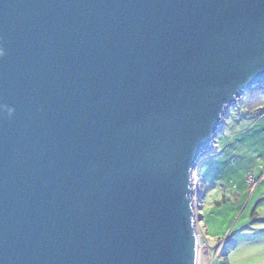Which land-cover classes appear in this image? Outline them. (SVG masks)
<instances>
[{
    "label": "water",
    "instance_id": "95a60500",
    "mask_svg": "<svg viewBox=\"0 0 264 264\" xmlns=\"http://www.w3.org/2000/svg\"><path fill=\"white\" fill-rule=\"evenodd\" d=\"M264 91V0H0V264H199L194 171Z\"/></svg>",
    "mask_w": 264,
    "mask_h": 264
},
{
    "label": "rangeland",
    "instance_id": "374dc122",
    "mask_svg": "<svg viewBox=\"0 0 264 264\" xmlns=\"http://www.w3.org/2000/svg\"><path fill=\"white\" fill-rule=\"evenodd\" d=\"M255 124L252 139L236 132ZM263 169L264 91H248L228 109L212 152L194 171L199 264H264ZM217 239L224 241L219 249Z\"/></svg>",
    "mask_w": 264,
    "mask_h": 264
},
{
    "label": "crops",
    "instance_id": "0c3cea01",
    "mask_svg": "<svg viewBox=\"0 0 264 264\" xmlns=\"http://www.w3.org/2000/svg\"><path fill=\"white\" fill-rule=\"evenodd\" d=\"M261 122H259L258 124H260ZM258 124H255L251 129H248V128H245V129H243V130H237L236 132H237V134H241L242 136H245V138L246 139H252V134L251 133H253L254 132V128H255V126L256 125H258ZM239 131V132H238ZM241 149V148H240ZM264 170V169H263ZM262 170V171H263ZM262 171L260 172V174H262ZM198 172V171H197ZM230 178L232 179V177H231V175H230ZM242 181H243V179H242Z\"/></svg>",
    "mask_w": 264,
    "mask_h": 264
},
{
    "label": "built area",
    "instance_id": "2783aa9c",
    "mask_svg": "<svg viewBox=\"0 0 264 264\" xmlns=\"http://www.w3.org/2000/svg\"><path fill=\"white\" fill-rule=\"evenodd\" d=\"M249 180H251V181H253L254 180V177H249ZM224 241H222V240H220V239H217L216 240V248H220L221 247V244L223 243ZM204 248H205V250L204 251H206V247L204 246ZM208 248V247H207ZM207 250H209V249H207ZM217 254V253H216Z\"/></svg>",
    "mask_w": 264,
    "mask_h": 264
},
{
    "label": "trees",
    "instance_id": "16d2710c",
    "mask_svg": "<svg viewBox=\"0 0 264 264\" xmlns=\"http://www.w3.org/2000/svg\"><path fill=\"white\" fill-rule=\"evenodd\" d=\"M196 192H198V189H197V191ZM199 207V206H198ZM225 244V243H224ZM216 248V247H215Z\"/></svg>",
    "mask_w": 264,
    "mask_h": 264
}]
</instances>
